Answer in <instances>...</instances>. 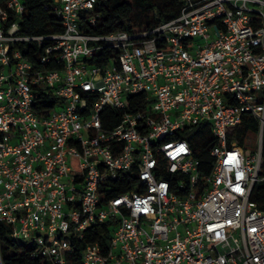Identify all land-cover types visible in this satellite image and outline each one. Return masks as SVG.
Here are the masks:
<instances>
[{
  "label": "built area",
  "instance_id": "obj_1",
  "mask_svg": "<svg viewBox=\"0 0 264 264\" xmlns=\"http://www.w3.org/2000/svg\"><path fill=\"white\" fill-rule=\"evenodd\" d=\"M96 1L49 0L62 30L26 35L0 0V222L47 264H264V0L90 34Z\"/></svg>",
  "mask_w": 264,
  "mask_h": 264
},
{
  "label": "trees",
  "instance_id": "obj_2",
  "mask_svg": "<svg viewBox=\"0 0 264 264\" xmlns=\"http://www.w3.org/2000/svg\"><path fill=\"white\" fill-rule=\"evenodd\" d=\"M48 1L24 0L25 14L19 21L21 33L38 35L62 30V26L56 22V18L44 8V4ZM183 3L184 0H97L94 6V13L98 14L95 27L84 24L82 28L90 34H105L114 31L134 33L147 30L161 21H167L178 15ZM110 54L111 51L105 49L98 58L96 56L89 62L99 64L106 60ZM142 96V94L129 95L127 99L128 108L135 110L136 108L131 106L130 101ZM51 103L49 102L47 106H50ZM249 126L254 130L255 124L248 122L247 117L244 116L237 134L238 144L242 143V135L250 128ZM206 133L203 126H193L179 134V137L190 140L195 134L202 136ZM259 175L264 177V151H262V165ZM250 198L257 203L259 208L264 209V179L254 185ZM107 226L108 222L94 224L92 228L96 230V233L91 236L90 228L87 240L102 242V234L108 231ZM9 232V225L0 222V264H47L44 259L31 255L32 247L13 241Z\"/></svg>",
  "mask_w": 264,
  "mask_h": 264
},
{
  "label": "rangeland",
  "instance_id": "obj_3",
  "mask_svg": "<svg viewBox=\"0 0 264 264\" xmlns=\"http://www.w3.org/2000/svg\"><path fill=\"white\" fill-rule=\"evenodd\" d=\"M249 136H250V138L257 139V135L254 133H251V135L249 134ZM253 139H252V141H249V142L245 143V145H244L246 148H248L251 151H254L256 148V143L253 142Z\"/></svg>",
  "mask_w": 264,
  "mask_h": 264
}]
</instances>
